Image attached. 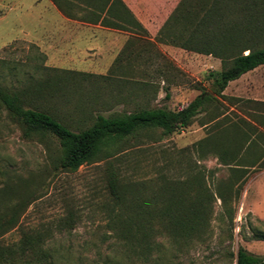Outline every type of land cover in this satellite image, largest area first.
Segmentation results:
<instances>
[{
	"label": "rangeland",
	"instance_id": "1",
	"mask_svg": "<svg viewBox=\"0 0 264 264\" xmlns=\"http://www.w3.org/2000/svg\"><path fill=\"white\" fill-rule=\"evenodd\" d=\"M113 1L0 0V60L5 62L0 87L12 89L27 75L35 77L43 93L37 108L72 131L89 127L97 114L162 106L178 110L209 90V73L221 70L220 60L211 55L184 50L178 66L155 47L148 65H126L113 74L114 65L103 76L94 52L81 60L58 56L74 52L75 45L50 49L52 38L57 39V14L96 25ZM179 1H170L172 10ZM113 9L122 11L116 2ZM37 31L48 45L44 50L35 47ZM34 63L49 70L36 72ZM223 95L187 128L131 139L121 151L75 172L55 166L60 152L54 138L24 136L0 106V211L14 216V227L0 236V245L15 246L23 234L41 235L52 264H235L238 247L263 257L264 241L248 238L252 228L264 234V66L230 82ZM202 140L205 145L194 148ZM221 150L238 165H223ZM199 179L214 197L205 227L197 226L187 239L173 237L154 220L140 226L132 210L115 205L110 189L115 180L125 199L149 200L179 187L185 202L192 203ZM217 189L224 193L223 204ZM16 204L22 206L13 213ZM149 209L155 213L156 208ZM127 217L148 231L149 250L126 244Z\"/></svg>",
	"mask_w": 264,
	"mask_h": 264
},
{
	"label": "trees",
	"instance_id": "2",
	"mask_svg": "<svg viewBox=\"0 0 264 264\" xmlns=\"http://www.w3.org/2000/svg\"><path fill=\"white\" fill-rule=\"evenodd\" d=\"M51 1L58 5L57 0ZM114 2L121 6L122 11L113 12ZM105 14L117 21H125L123 16L130 15L120 0H114ZM99 23L102 26H120L105 17ZM156 42L219 59L221 70L209 73L212 79L209 90L178 110L155 107L110 116L97 114L92 124L80 131H72L50 113L37 108L36 99L41 98L43 93L39 90L41 84L30 75L18 80V86L12 89L0 87V106L17 121L24 136L52 137L58 142L60 154L55 166L65 172H75L80 166L96 162L101 156L121 151L131 139L158 130L166 136L185 129L196 116L207 111L212 100L224 97L223 92L230 82L264 66V0H180L159 30ZM4 63L0 60V65ZM32 69L36 72L49 70L36 63ZM203 144L204 140L197 142L194 148L201 149ZM226 154L223 150L217 153L223 165H238L236 159H226ZM202 184L203 180L199 179L198 193L192 203L185 202L179 187L164 193L161 190L160 197L153 196L149 200L137 196L125 199V194H118L115 180L110 189L115 205L132 210L140 217V226L154 220L163 224L173 237L187 239L195 235L197 226L204 228L207 223L208 207L214 195ZM215 195L222 204L225 203L221 190L217 189ZM131 198L136 202H129ZM161 200L160 204L156 202ZM21 206H12V212L16 213ZM151 206L156 208L153 215L149 209ZM13 217H5V213L0 211V236L14 227ZM127 218L123 221L129 233L125 237L126 244L149 250L148 231L141 230L130 217ZM250 235V240L264 241V234L253 228ZM43 244L41 235L23 234L15 246L0 245V264H52ZM229 255L232 257V254ZM234 262L264 264V256L252 255L238 247Z\"/></svg>",
	"mask_w": 264,
	"mask_h": 264
},
{
	"label": "crops",
	"instance_id": "3",
	"mask_svg": "<svg viewBox=\"0 0 264 264\" xmlns=\"http://www.w3.org/2000/svg\"><path fill=\"white\" fill-rule=\"evenodd\" d=\"M120 1L130 13V15L126 14V21H117L106 16L105 13L102 15V17L110 19L120 26L109 27L102 26L100 23L96 25L82 23L68 19L60 13L57 14L59 17L57 32L54 33L57 39L52 38L50 49L55 51L64 47L69 50L72 45H75L74 52L65 53L64 55L63 52H58V56L67 55L74 59L82 58L81 60L85 59L84 55L94 52L95 59H97L96 67L101 70L103 76H106L114 65L113 74H120L123 71V66L126 65H148L152 59L150 58V50L152 51L155 47L180 66L177 56L183 55L185 51L156 42L159 30L172 11L173 4H171V0ZM142 1L147 3L144 5ZM136 23L142 29H138ZM35 43V47L37 49L40 47L41 50L48 46L43 39H40L38 31ZM91 45L94 48H91ZM166 97H168L167 94Z\"/></svg>",
	"mask_w": 264,
	"mask_h": 264
}]
</instances>
